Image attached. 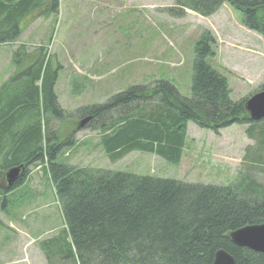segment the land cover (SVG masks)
Here are the masks:
<instances>
[{
	"label": "trees",
	"instance_id": "obj_1",
	"mask_svg": "<svg viewBox=\"0 0 264 264\" xmlns=\"http://www.w3.org/2000/svg\"><path fill=\"white\" fill-rule=\"evenodd\" d=\"M224 3L243 13L248 29L264 36V0H174V9L180 17L185 9L208 17ZM58 12L59 0H0V44L17 41L36 19ZM214 42L205 31L195 44L190 97L157 80L84 108L91 116L88 127L100 131L99 143L111 161L141 151L179 165L188 122L215 133L251 124L247 134L257 153H247L246 159L264 171V122L258 123L264 118L252 121L246 100H232L227 77L208 61ZM11 61L13 73L0 86V180L12 167L24 170L11 187L0 186V207L11 203L10 193L40 163L65 223L40 243L49 264H212L220 249L236 264H264V253L230 238L238 228L264 222L263 183L248 174L226 186L186 183L63 162L60 151L73 142L68 137L58 142L52 125L56 115L70 117L54 93L59 69L42 47L29 52L21 45Z\"/></svg>",
	"mask_w": 264,
	"mask_h": 264
},
{
	"label": "rangeland",
	"instance_id": "obj_2",
	"mask_svg": "<svg viewBox=\"0 0 264 264\" xmlns=\"http://www.w3.org/2000/svg\"><path fill=\"white\" fill-rule=\"evenodd\" d=\"M173 7V0H59V14L39 17L17 43L0 44V84L10 75L12 52L21 44L29 52L42 47L51 56L53 67L60 68L54 93L71 114L52 121L58 142L66 137L73 142L60 151L63 162L225 186L248 174L264 184L263 166L252 168L246 159L247 153H257L255 139L247 134L251 124L215 133L189 122L179 165L141 151L111 161L99 143L100 131L90 129V121L78 127L88 117L84 108L133 85L167 80L190 97L194 48L205 31L215 41L208 61L227 77L233 101L264 88V38L244 26L241 11L225 3L208 17L192 11L180 17ZM30 170L22 188L8 196L11 203L0 207V264H49L40 243L65 226L45 169L36 163Z\"/></svg>",
	"mask_w": 264,
	"mask_h": 264
},
{
	"label": "water",
	"instance_id": "obj_3",
	"mask_svg": "<svg viewBox=\"0 0 264 264\" xmlns=\"http://www.w3.org/2000/svg\"><path fill=\"white\" fill-rule=\"evenodd\" d=\"M245 110L253 121H260L264 118V90L252 95L245 102ZM88 116L80 123L83 126L90 121ZM21 167H14L7 173V179L11 184L19 176ZM232 242L255 252L264 253V222L261 224H248L230 233ZM212 264H236L234 257L226 250L220 249L215 253Z\"/></svg>",
	"mask_w": 264,
	"mask_h": 264
}]
</instances>
